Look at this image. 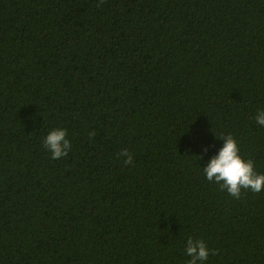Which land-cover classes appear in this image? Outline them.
<instances>
[{"label":"trees","instance_id":"1","mask_svg":"<svg viewBox=\"0 0 264 264\" xmlns=\"http://www.w3.org/2000/svg\"><path fill=\"white\" fill-rule=\"evenodd\" d=\"M260 108L264 0H0V264H264V191L202 169L264 173Z\"/></svg>","mask_w":264,"mask_h":264},{"label":"clouds","instance_id":"2","mask_svg":"<svg viewBox=\"0 0 264 264\" xmlns=\"http://www.w3.org/2000/svg\"><path fill=\"white\" fill-rule=\"evenodd\" d=\"M254 118L259 127H264V108L258 109ZM67 137L66 128H54L43 138L44 147L51 153L52 159L68 156L72 143ZM220 139L223 140L222 146L202 168L206 179L237 199L242 190L255 193L264 191V173L257 172L255 162L240 154L238 141L231 134L223 135ZM119 156L124 158V164L133 163V156L126 149ZM185 254L190 257L188 264H205L214 251L208 248L203 239L189 237L185 244Z\"/></svg>","mask_w":264,"mask_h":264}]
</instances>
